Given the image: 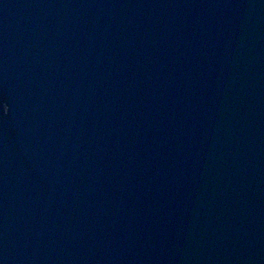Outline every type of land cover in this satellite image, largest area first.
I'll list each match as a JSON object with an SVG mask.
<instances>
[{"label": "water", "instance_id": "95a60500", "mask_svg": "<svg viewBox=\"0 0 264 264\" xmlns=\"http://www.w3.org/2000/svg\"><path fill=\"white\" fill-rule=\"evenodd\" d=\"M0 264H264V0H0Z\"/></svg>", "mask_w": 264, "mask_h": 264}]
</instances>
